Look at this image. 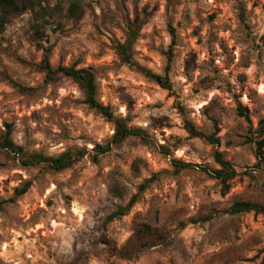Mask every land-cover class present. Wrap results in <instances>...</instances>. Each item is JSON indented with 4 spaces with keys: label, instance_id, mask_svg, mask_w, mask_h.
<instances>
[{
    "label": "clouds",
    "instance_id": "obj_1",
    "mask_svg": "<svg viewBox=\"0 0 264 264\" xmlns=\"http://www.w3.org/2000/svg\"><path fill=\"white\" fill-rule=\"evenodd\" d=\"M0 264H264V0H0Z\"/></svg>",
    "mask_w": 264,
    "mask_h": 264
}]
</instances>
